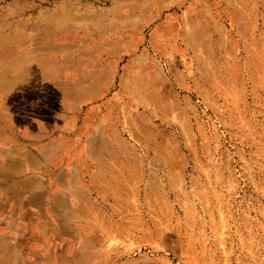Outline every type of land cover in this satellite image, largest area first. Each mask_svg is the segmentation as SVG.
Instances as JSON below:
<instances>
[{"label":"rangeland","instance_id":"374dc122","mask_svg":"<svg viewBox=\"0 0 264 264\" xmlns=\"http://www.w3.org/2000/svg\"><path fill=\"white\" fill-rule=\"evenodd\" d=\"M0 264H264V0H0Z\"/></svg>","mask_w":264,"mask_h":264}]
</instances>
